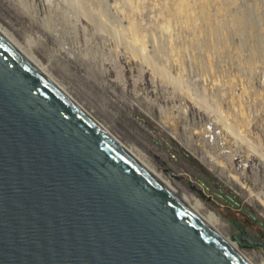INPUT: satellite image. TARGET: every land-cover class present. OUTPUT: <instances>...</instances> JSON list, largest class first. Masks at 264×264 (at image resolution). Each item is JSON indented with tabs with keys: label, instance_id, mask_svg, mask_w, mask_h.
Returning a JSON list of instances; mask_svg holds the SVG:
<instances>
[{
	"label": "water",
	"instance_id": "95a60500",
	"mask_svg": "<svg viewBox=\"0 0 264 264\" xmlns=\"http://www.w3.org/2000/svg\"><path fill=\"white\" fill-rule=\"evenodd\" d=\"M0 264H264V252L0 16Z\"/></svg>",
	"mask_w": 264,
	"mask_h": 264
},
{
	"label": "rangeland",
	"instance_id": "374dc122",
	"mask_svg": "<svg viewBox=\"0 0 264 264\" xmlns=\"http://www.w3.org/2000/svg\"><path fill=\"white\" fill-rule=\"evenodd\" d=\"M85 1L0 0V16L264 252V0H212L209 26L199 0H93L100 22Z\"/></svg>",
	"mask_w": 264,
	"mask_h": 264
},
{
	"label": "bare ground",
	"instance_id": "6f19581e",
	"mask_svg": "<svg viewBox=\"0 0 264 264\" xmlns=\"http://www.w3.org/2000/svg\"><path fill=\"white\" fill-rule=\"evenodd\" d=\"M9 2H11L10 0H8ZM19 1V3H24V2H26V0H18ZM89 2H87V0L85 1L86 2V7H87V9H88V14L89 15H87V16H89L90 17V19H93V20H96L97 22H100V21H98V19L97 18H99V20H100V17H97L96 18V16H97V13H96V15H95V8L97 7H92V4H91V1H93V0H88ZM96 1V0H95ZM98 1V0H97ZM102 1V0H101ZM173 1V0H172ZM212 0H199V5H198V12L200 13V15L202 16V19H203V25H207L208 24V22L206 23L205 21H207V16H208V13H207V11H209L208 10V8H209V3L211 2ZM225 1H227V3L229 2H234L235 0H225ZM174 2V1H173ZM173 2H172V4H173ZM176 2V1H175ZM174 2V3H175ZM12 3V2H11ZM97 3V2H96ZM99 3H100V0H99ZM193 3V2H192ZM219 3V2H218ZM191 4V3H190ZM211 4V3H210ZM223 4V3H222ZM235 4V3H234ZM22 5V4H21ZM226 5V4H225ZM228 5H231V4H228ZM221 6V5H220ZM99 7V6H98ZM97 7V8H98ZM178 8V7H177ZM186 8V7H185ZM194 8V7H193ZM222 8V7H221ZM223 8H226V7H223ZM222 8V9H223ZM187 9V8H186ZM190 9V8H189ZM179 10V9H178ZM218 10V9H217ZM176 11V10H175ZM195 11V10H194ZM230 11V10H229ZM96 12H98V11H96ZM218 12V11H217ZM23 13H24V10H23ZM175 13V12H174ZM178 13V12H177ZM182 13V12H181ZM191 13V12H190ZM210 13V12H209ZM176 14V13H175ZM174 14V15H175ZM26 15V14H25ZM100 15V14H99ZM173 15V14H172ZM174 15H173V17H174ZM178 15V14H177ZM229 15V14H228ZM185 16H187V15H185ZM189 16V15H188ZM89 17H88V19H89ZM180 17V16H179ZM209 17V16H208ZM211 17V16H210ZM217 19H218V16H217ZM220 19H221V16H220ZM219 19V20H220ZM209 21H210V19H208ZM218 20V21H219ZM225 20V19H224ZM91 21V20H90ZM222 22V21H221ZM221 22H219L220 24H221ZM194 23V22H193ZM223 23V22H222ZM192 24V23H191ZM214 24V23H213ZM212 24V25H213ZM224 24V23H223ZM222 24V25H223ZM215 25V24H214ZM130 26H131V24H130ZM207 26H209V25H207ZM237 26H242V25H240V23H239V25H238V23H237ZM192 27V26H191ZM219 27V29H220V26H218ZM243 27V26H242ZM130 28V27H129ZM132 28V27H131ZM133 28H135V30H136V27H133ZM128 29V31H127V34L129 33V31H130V33L132 34V36L133 37H135V30L134 29ZM223 28V27H222ZM217 29L215 28V31H216ZM223 30V29H222ZM137 31V30H136ZM137 33L139 34V32L137 31ZM130 35V34H129ZM139 36H140V34H139ZM138 36V37H139ZM127 37H129V36H127ZM129 39V38H128ZM139 39H141V37L139 38ZM130 40H132V39H130ZM138 40V39H137ZM169 41V40H168ZM132 42V41H131ZM131 42H129V43H127V45H129V47H130V45H131ZM207 45V44H206ZM134 46H135V44H134ZM138 46H140V45H138ZM144 47V46H143ZM136 48H137V45H136ZM141 48H142V46H141ZM141 48H137L138 49V52H140V50L139 49H141ZM133 50V49H132ZM131 51V50H130ZM134 51H135V49H134ZM137 51V50H136ZM173 51H175L174 49H173ZM132 52V51H131ZM254 55H255V53H254ZM173 56V55H172ZM257 56V55H256ZM152 63V62H151ZM148 65V64H147ZM189 147V146H188ZM193 150V149H192ZM192 150H190V151H192ZM194 153V152H193ZM194 154H196V153H194ZM200 154V153H199ZM263 155V154H262ZM262 155H260L261 156V158H263L264 159V155L262 156ZM249 157V156H248ZM200 159H201V161L202 162H205V164L210 168V170H212V171H217V169H216V167H217V165H216V163L215 162H207V160L205 161V158L204 157H200ZM225 171V170H224ZM220 172V171H219ZM224 172H222V170H221V172H220V175H222L223 177H224V179L227 181V182H232V181H235L233 178H231L230 176H225L224 174H223ZM251 195V193H249V196ZM253 196V195H252ZM251 196V197H252ZM260 196H261V194L259 193V195H258V193L255 195V196H253L254 197V199L255 200H257V201H261V199H260ZM248 198V197H247ZM253 199V198H252ZM248 200V199H247ZM253 202V201H252ZM251 203V202H250Z\"/></svg>",
	"mask_w": 264,
	"mask_h": 264
}]
</instances>
